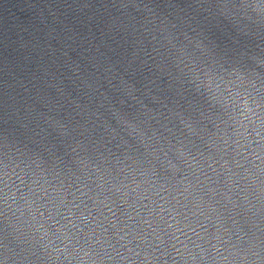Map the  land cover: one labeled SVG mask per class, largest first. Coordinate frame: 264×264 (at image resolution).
Returning a JSON list of instances; mask_svg holds the SVG:
<instances>
[{"label":"clouds","instance_id":"obj_1","mask_svg":"<svg viewBox=\"0 0 264 264\" xmlns=\"http://www.w3.org/2000/svg\"><path fill=\"white\" fill-rule=\"evenodd\" d=\"M111 7L131 62L66 45L0 125V264H264V0Z\"/></svg>","mask_w":264,"mask_h":264}]
</instances>
